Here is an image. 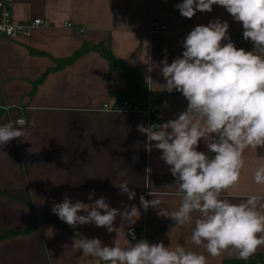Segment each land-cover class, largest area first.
Here are the masks:
<instances>
[{"label":"crops","instance_id":"crops-1","mask_svg":"<svg viewBox=\"0 0 264 264\" xmlns=\"http://www.w3.org/2000/svg\"><path fill=\"white\" fill-rule=\"evenodd\" d=\"M14 2L15 21L41 18L44 25L30 38L0 37V124L15 123L19 118L27 122L26 137L0 147V264H94L72 248L74 239L99 238L103 245L116 242L122 247L127 240L138 241L128 236L126 223L119 233L94 224L68 226L52 212V206L62 203L65 196L73 203L86 204L103 197L110 207L121 211L135 205L140 216L132 226L141 230L140 239L172 247L185 245L207 256L208 264L241 261L234 250L211 257L190 243L198 213L193 214V223L176 226L156 210L143 209L141 195L148 200L158 198L162 206L175 211L182 193L174 186L168 166L159 159L162 153L155 148L147 150V137L137 126L162 124L187 108L181 93H169L159 86L165 83L159 72L165 55L169 63L182 55L183 40L197 25L214 19L226 21L232 41L243 36L242 24L218 5H213L211 12L197 11L191 19L182 17L176 5L183 0ZM154 22L166 25L167 31L152 33ZM85 45H103L127 69H136L147 83V98L126 97V81L97 51L60 67V61L72 58ZM253 47L250 40L243 46L247 51ZM148 75L153 82L146 80ZM126 100L150 109V119L141 113L103 109L104 105L119 108ZM198 150L207 151L203 141ZM259 163H264V149L246 152L239 186L223 196L239 203L250 194L264 193V185L253 179ZM124 181L136 193L133 200L121 194L119 185ZM121 224L117 216L115 226ZM6 234L13 235L4 237ZM252 257H259L264 264V247Z\"/></svg>","mask_w":264,"mask_h":264},{"label":"clouds","instance_id":"clouds-1","mask_svg":"<svg viewBox=\"0 0 264 264\" xmlns=\"http://www.w3.org/2000/svg\"><path fill=\"white\" fill-rule=\"evenodd\" d=\"M213 5L222 6L242 24L243 38L253 43V50L237 48L228 35V22L214 19L186 35L182 55L171 63L164 56L159 72L165 83L159 86L169 93H181L187 108L162 124H139L137 131L147 137L149 152L155 148L162 153L159 159L175 178L182 199L175 211L162 206L158 198L148 200L141 195L139 200L145 211L152 208L176 226L193 223V214L198 213L190 235L192 245L202 247L211 257L234 250L247 261L264 247V193L250 194L239 203L223 194L239 186L246 152L264 149V0H183L176 7L182 17L191 19L197 11L211 12ZM152 70L149 64L147 71ZM146 80L152 81L151 76ZM26 124L22 118L0 124V147L26 137ZM201 141L207 151L198 150ZM253 179L264 185V163L257 165ZM128 185L124 181L119 188L133 200L136 193ZM93 195L94 190L89 200ZM149 195L153 197L152 192ZM52 212L72 228L94 224L119 233L126 223L136 240L131 226L140 211L135 205L121 211L103 197L86 204L73 203L65 196L62 203L52 206ZM117 216L122 221L119 228L115 226ZM72 248L94 264H208L203 253L179 243L172 247L140 239L127 240L122 247L79 237Z\"/></svg>","mask_w":264,"mask_h":264},{"label":"built area","instance_id":"built-area-1","mask_svg":"<svg viewBox=\"0 0 264 264\" xmlns=\"http://www.w3.org/2000/svg\"><path fill=\"white\" fill-rule=\"evenodd\" d=\"M14 8H15L14 0H0V37L12 39V40H18L21 38H30L35 29L41 28L44 25V21L41 18H37L32 21L24 22V23L15 21ZM67 25L68 28L71 27V24H67ZM150 31L152 33L165 32L167 31V26L163 24H159L158 22H154L150 26ZM232 42H234L237 48H243V46L246 43L243 36L241 35L235 36L232 39ZM122 103L123 104H121L119 108H110L108 105H104L103 109L107 111L116 110L122 112L141 113L146 118L150 119L152 114V111L150 109L143 110L138 105H133L127 100L123 101ZM131 229L134 230L136 241L139 240L141 236V230H139L137 226H132ZM129 231L130 229H128L127 233L132 240V237L129 235Z\"/></svg>","mask_w":264,"mask_h":264},{"label":"trees","instance_id":"trees-1","mask_svg":"<svg viewBox=\"0 0 264 264\" xmlns=\"http://www.w3.org/2000/svg\"><path fill=\"white\" fill-rule=\"evenodd\" d=\"M92 50L99 52L102 58H105L109 62L111 70L119 72L120 76L126 81V89L124 90V95L126 97H134L139 100H145L147 98L149 89L142 75L136 69H127L124 63L116 58L113 53L103 45L94 46L92 48L86 45L83 46L72 58L60 61V67L75 62L79 57H82ZM132 104L137 105L136 103ZM11 235L13 234H6L4 237H9ZM231 264H262V261L259 257H252L247 261L241 260L239 262H231Z\"/></svg>","mask_w":264,"mask_h":264}]
</instances>
